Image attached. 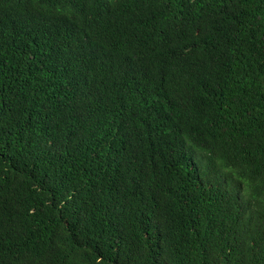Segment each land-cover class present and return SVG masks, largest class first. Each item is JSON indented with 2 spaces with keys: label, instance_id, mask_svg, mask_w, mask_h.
Listing matches in <instances>:
<instances>
[{
  "label": "trees",
  "instance_id": "obj_1",
  "mask_svg": "<svg viewBox=\"0 0 264 264\" xmlns=\"http://www.w3.org/2000/svg\"><path fill=\"white\" fill-rule=\"evenodd\" d=\"M0 264H264V0H0Z\"/></svg>",
  "mask_w": 264,
  "mask_h": 264
}]
</instances>
